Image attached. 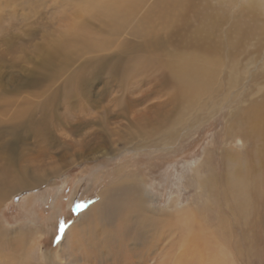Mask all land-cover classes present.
<instances>
[{
  "label": "rangeland",
  "instance_id": "374dc122",
  "mask_svg": "<svg viewBox=\"0 0 264 264\" xmlns=\"http://www.w3.org/2000/svg\"><path fill=\"white\" fill-rule=\"evenodd\" d=\"M104 1L87 2L94 6L86 10L85 0H0V264H54L57 251L61 264H159L169 246L149 237L169 230L179 246L170 264H213L221 241L215 262L264 264V170L260 207L218 213L222 196L208 202L196 174L220 181L225 151L244 155L250 146L228 139L224 106L207 122L186 124L187 112L186 129L176 125L184 107L171 75L188 57L181 53L207 41L201 31L213 42L231 40L230 21L247 13L246 0L179 9L131 0L115 25L97 11ZM198 11L205 18L195 21ZM229 40L222 46L235 45ZM248 82L246 90L263 80ZM173 128L180 133L172 142L165 134ZM165 140L172 144L162 148ZM126 180L141 184L143 227L131 217L132 231L122 229L118 215L126 218V208L116 216L109 202L88 222L90 232H77L85 241L72 242L70 228L105 189Z\"/></svg>",
  "mask_w": 264,
  "mask_h": 264
},
{
  "label": "bare ground",
  "instance_id": "6f19581e",
  "mask_svg": "<svg viewBox=\"0 0 264 264\" xmlns=\"http://www.w3.org/2000/svg\"><path fill=\"white\" fill-rule=\"evenodd\" d=\"M95 1L96 0H85V5H83V7L86 10H90L94 5H86V3L90 2L94 4ZM161 1L167 5L173 6L171 8L179 9L184 3L189 6L201 0ZM161 1L159 0L160 5L162 4ZM245 2L244 6H240H243L244 8H242V10L247 11V13H239L238 15L236 13V17L230 21L232 22L230 23L232 30L231 40L225 38V41L213 42L214 38L212 35H208L206 30L201 31L202 34L204 33L205 35L203 40L207 41H204L199 46H195L189 53H181L188 57L181 62L180 66H177L171 72L174 82L173 97L176 102L178 101L179 104L184 107V112H179L177 114L178 120L176 121V125L179 124L181 127V121L187 112L191 115L187 117V120H194V122L186 121V124H192L191 126H193V124L196 125L207 122L224 106L231 111V113L229 111L227 115L229 121L227 132L228 139L232 143L239 142L241 145L245 144L250 146L244 155H240L239 151L237 153L232 150L225 151L222 157L225 164L224 172L220 181L217 180L218 178H216L214 173H208L206 175L202 173V175L196 174L197 178L195 184L199 190L204 191L208 202L210 200V203H212L211 200L213 201V199L222 196L223 204L222 206L221 204L218 206L219 214L223 212L224 207L226 210L228 209L235 214V212L239 211L241 208L249 212V210L253 211V208H256L257 205L259 206V202H257L260 185L258 175L260 173L262 175L264 170V163L262 162L264 158V94L259 96L264 87V31L263 34H257L258 26H264V0H246ZM97 8L98 10H96L98 12H102L103 16H105L110 23L115 25V22H117L122 15L127 14L131 9V0H105ZM200 17H202V19L205 18L202 16L201 11L196 12V15L193 16L195 21ZM246 17H248V20ZM177 20L178 16L175 21L180 22ZM180 20L185 23V20L182 18H180ZM174 23L175 22L172 24ZM210 27L213 26L210 25ZM255 30L257 33H255ZM255 37L257 38L256 43L258 46L255 47V43V49L248 56L245 51L253 46L252 42ZM249 38L252 39L249 40ZM83 39L88 40L89 38L83 37ZM228 40L235 43V45L228 43V46L223 47V43H227ZM250 71H253V73H249ZM248 80L251 84L252 82L254 83V80H263V82H258L253 88L246 90L244 87L245 85L242 86V84H249ZM230 94H233L232 98H229ZM206 103L207 105H205ZM202 111L206 114L205 119L198 118ZM192 115H195L197 119ZM181 128L185 130L186 126H182ZM179 133V129L174 132L173 128L172 131L167 132L165 136L168 135V139L173 142L177 140ZM162 143V148L172 144H168L167 140ZM199 171L198 169L197 172ZM122 183L105 189L101 193L100 202L91 209L85 211L84 215L81 216L83 219L70 228V231L73 232L70 238L72 242H74L75 239L82 240V238L83 241H85V237H79L77 232L85 233L87 230L89 231L90 227L88 228L87 226L91 225L90 221L94 219L96 211L99 209L101 211L104 207L107 208L109 202L114 205L115 208L112 213L116 216V213H119V211L121 212L123 207L126 208L124 209L126 214H124L128 219L127 217L122 218L121 214L118 215V222H120L123 227L122 229L126 231L127 229L131 230V227L128 226L129 220H132L131 217H134L135 222L143 227L142 207L144 208V206H146V201L143 199V191L139 188L141 184H138L139 186L132 184L131 180L129 182L126 180V182ZM141 195L142 199L140 198ZM210 206L211 205H209V207ZM260 211L261 210L258 209L254 210L256 217L261 214L259 213ZM224 221L222 217L219 219V227L214 229V231L217 230V234ZM88 222H90L89 225H87ZM248 222V219L244 218L245 225H247ZM160 226L161 227L158 225L159 229L163 228L161 224ZM174 232L176 231L171 232L169 230L167 233L159 231L149 237L150 243L153 242L155 236L158 235L159 241L165 242V245L163 244L164 249L169 246L168 249L165 250V254L161 256L159 264H170L169 262H171L172 256H175V252L179 248V246L174 244L176 243L175 238H173ZM187 233L189 234L190 232ZM213 237L217 242L216 238L219 236L217 237V235L213 234ZM111 241H114V237L112 238V236ZM222 242L223 241L216 246V257H221L224 252ZM76 247L77 246H74L75 249ZM216 257L212 256L211 262L213 264H220L218 260L215 262V259H217ZM61 261H63V259L57 251V253L54 254L53 263L61 264ZM82 262L83 260L81 263Z\"/></svg>",
  "mask_w": 264,
  "mask_h": 264
}]
</instances>
